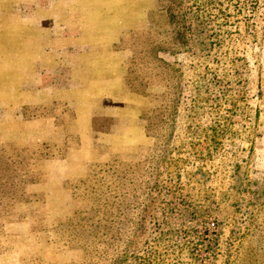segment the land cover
Segmentation results:
<instances>
[{
  "label": "rangeland",
  "instance_id": "obj_1",
  "mask_svg": "<svg viewBox=\"0 0 264 264\" xmlns=\"http://www.w3.org/2000/svg\"><path fill=\"white\" fill-rule=\"evenodd\" d=\"M0 264H264V0H0Z\"/></svg>",
  "mask_w": 264,
  "mask_h": 264
}]
</instances>
